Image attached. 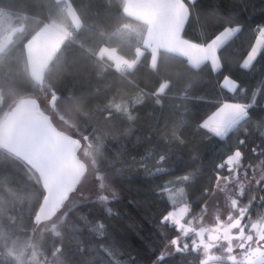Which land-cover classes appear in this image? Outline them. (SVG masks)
Returning a JSON list of instances; mask_svg holds the SVG:
<instances>
[{"label":"trees","instance_id":"1","mask_svg":"<svg viewBox=\"0 0 264 264\" xmlns=\"http://www.w3.org/2000/svg\"><path fill=\"white\" fill-rule=\"evenodd\" d=\"M124 3L0 0V44L8 40L0 52V121L11 106L28 96L40 103L41 96L50 100L45 115L68 136L89 135L91 142L86 145L91 167L105 169L106 183L117 194L109 203L98 198L79 203L68 217L43 228V224L34 223L43 198L37 174L0 147V264H110L104 255L109 250L123 261L134 257L135 264H153L166 247L161 233L169 238L176 234L161 229L159 223L169 208L164 184L192 173L191 181L181 187L198 213L203 189L211 188L209 180L215 177L213 159H222L236 140L243 138L248 145L242 148L244 162H258L251 149L261 143L264 98L258 96L256 106L250 109L247 136L240 130L220 142L199 128V123L220 101L245 102L264 81V50L251 68L241 67L256 30L264 26V0H197L190 9L182 35L193 42H209L222 26L241 28L218 53L221 68L217 72L207 62L192 69L168 50L157 54L152 68L154 52L144 46L146 22L128 17ZM47 23L61 28L66 37L47 61L42 79L37 80L29 67L26 45ZM104 46L115 48L122 57L121 66L131 64L132 69L120 71L112 59L99 57ZM139 51L142 55L138 57ZM225 76L237 81L236 93L222 87ZM165 82L170 86L157 105L150 94ZM141 92L145 94L142 102L131 105V120L107 116L115 104L127 105ZM61 119L72 130H65ZM82 148L78 158L88 173ZM146 152L149 157L166 154L168 174L150 175L141 163ZM148 169L155 171L152 163ZM108 206L112 215H106ZM167 264H198V260L195 255L174 254Z\"/></svg>","mask_w":264,"mask_h":264},{"label":"snow or ice","instance_id":"2","mask_svg":"<svg viewBox=\"0 0 264 264\" xmlns=\"http://www.w3.org/2000/svg\"><path fill=\"white\" fill-rule=\"evenodd\" d=\"M196 5L197 0H159L155 15L160 21V34L150 51L164 48L178 55L192 69H199L207 62L213 71H218L221 68L218 53L232 37L241 32V28L222 26L218 34L209 37L207 43L184 38L182 33L189 21L190 9ZM253 39L254 43H251L250 51L242 61L243 69L251 68L264 50V26L256 30ZM117 67L120 71H130L133 66L126 63L125 66L118 64ZM169 86V83H160L151 92L157 105L161 104L160 97ZM222 87L229 93H236L239 85L237 81L225 76ZM144 95L141 92L124 106L115 104L114 111H108L107 116L111 118L113 115H121L131 120V105H139ZM258 96L264 98V81L245 102L220 101L215 111L201 119L199 128L211 133L220 142L230 133L240 130L247 136L245 126L250 120V109L256 106ZM260 127L261 143L251 149L252 158L258 162H244L245 152L242 148L246 149L248 145L243 138L237 139L222 159L211 161L215 177L209 180L212 187L203 189L198 213L192 210L184 187H181L191 181L192 173L182 175L175 181H168L162 186L163 192L168 193L169 208L160 217V227L176 234L169 238L161 233L166 248L157 255L153 264H167L174 254L182 257L195 255L198 264H264V120ZM58 139L59 133L51 130L46 122L39 123L35 129L34 141L25 150V162H30L39 169L43 180V206L50 212L61 209L60 216L68 217L79 203L90 202L84 189L78 190L87 169L76 159L75 154L84 143L91 141L87 133L74 135L59 145ZM252 158H249L250 161ZM166 161V154L160 153L149 157L146 152L141 158L146 171L153 176L168 174L165 171ZM149 163L154 165L155 171L148 169ZM61 164L64 168L58 174ZM90 179H95L101 190L109 187L106 183L108 173L103 167H97ZM169 184L176 187L169 188ZM73 193L76 195H72ZM97 196L99 201L105 203L117 198L115 191L111 192V196L99 193ZM78 197L82 199L78 201ZM105 212L106 215L113 214L110 206L105 208ZM104 255L108 257L110 264H135L134 257L123 261L111 250L104 252Z\"/></svg>","mask_w":264,"mask_h":264},{"label":"water","instance_id":"3","mask_svg":"<svg viewBox=\"0 0 264 264\" xmlns=\"http://www.w3.org/2000/svg\"><path fill=\"white\" fill-rule=\"evenodd\" d=\"M39 101L33 96H28L9 108L8 114L0 121V147L5 152L15 155V158L26 163L27 167L37 174V178L42 184L43 180L39 169L30 162H25V150L34 141L36 126L44 121L51 130L59 133L58 145L72 137L56 129L52 119H49L44 110L41 109ZM53 102L54 99L51 103L53 104ZM78 153L79 150L75 154L76 159L86 167L85 163L78 158ZM63 168V164L59 165L58 174L62 173ZM83 178L84 176L81 178L80 184ZM58 211H61V209L50 212L48 208L43 206L42 201L41 207L35 213L34 223L40 226L47 221H52L58 215Z\"/></svg>","mask_w":264,"mask_h":264},{"label":"rangeland","instance_id":"4","mask_svg":"<svg viewBox=\"0 0 264 264\" xmlns=\"http://www.w3.org/2000/svg\"><path fill=\"white\" fill-rule=\"evenodd\" d=\"M75 18V17H74ZM237 27V26H236ZM53 33V32H52ZM50 37V38H49ZM59 37H60V32L58 30H56L53 34H47L46 31L39 33V37L36 38L35 42L32 43H27V52L28 55L30 57V60H28L29 62V67L31 68V73L32 76H35L36 78H39L42 76L43 70L46 69L45 65L47 63V61L49 59L52 58L53 54L56 52L57 48H59ZM49 38V39H47ZM233 38V37H232ZM231 38V39H232ZM8 40H4V42H2L0 44V52L4 50V46L7 43ZM99 57L100 56H106L108 57L110 60L112 59L114 61V63L117 65H121V60L122 57H120V55L116 52L115 48H105L101 47L100 51L98 52ZM139 56L142 55V51H139ZM157 54L158 52H154L152 54V58H151V67H155V65L157 64ZM134 61H132L133 63ZM135 63V62H134ZM168 83V82H165ZM41 109H44V111L49 112V105H50V100H46L41 96ZM62 121L59 122L61 123V125L64 126V128H66L65 130H72L68 124L65 122V120L63 121V119H61ZM62 129H64L61 126ZM90 152V149H88L86 143H84V146L82 148V153L81 157L83 160H86L88 162V165L90 168H88V173H86L82 184L78 185V190L83 188L85 193L87 194L88 199L90 200H95L96 198H98L97 194H102V195H108L111 196V192L114 191L112 190L110 187L106 188V189H99L98 184L96 183L95 179H90L89 178L92 176V174L95 172V170L92 169L91 167V163L92 161L88 158L87 153ZM87 182V183H86ZM73 195H76V193H74ZM218 195H221L218 193ZM71 199V197H70ZM78 201L81 200L82 198L78 197L77 198ZM59 219H61V216L58 215L57 217H55L54 221H47L45 222L44 227L43 228H48V227H52ZM166 248V247H165ZM170 250V249H169Z\"/></svg>","mask_w":264,"mask_h":264},{"label":"crops","instance_id":"5","mask_svg":"<svg viewBox=\"0 0 264 264\" xmlns=\"http://www.w3.org/2000/svg\"><path fill=\"white\" fill-rule=\"evenodd\" d=\"M158 3H159V0H125V3H124L125 14L128 17H133L136 20L146 22L148 31L144 37V41H145L144 46L149 51H150L151 46L156 41L158 35L160 34V21L158 20L157 16L155 15V13L158 11V8H157ZM71 15H72V19L76 23L77 21L74 18L72 13H71ZM56 30H58L60 32V37H59L60 43L58 44L60 47L61 46L60 44L63 42V40L65 39L66 36L63 34L61 28H59L58 26L55 27L54 25H52L50 23H47L46 26L44 28H42V30H39L36 33L35 37L33 39L29 40L27 43L35 42L36 38L39 37V33L46 31L47 34H53ZM49 38H47V39H49ZM26 47H27V45H26ZM27 49H28V47H27ZM163 50H166V49L161 48L155 52L159 53L160 51H163ZM168 52H170V51H168ZM27 57H29L28 52H27ZM29 60H30V57H29ZM33 77L36 78L35 76H33ZM36 79L38 80V79H42V78L39 77Z\"/></svg>","mask_w":264,"mask_h":264},{"label":"clouds","instance_id":"6","mask_svg":"<svg viewBox=\"0 0 264 264\" xmlns=\"http://www.w3.org/2000/svg\"><path fill=\"white\" fill-rule=\"evenodd\" d=\"M56 235H59V233L57 232Z\"/></svg>","mask_w":264,"mask_h":264},{"label":"built area","instance_id":"7","mask_svg":"<svg viewBox=\"0 0 264 264\" xmlns=\"http://www.w3.org/2000/svg\"><path fill=\"white\" fill-rule=\"evenodd\" d=\"M123 66H125V64H123Z\"/></svg>","mask_w":264,"mask_h":264}]
</instances>
